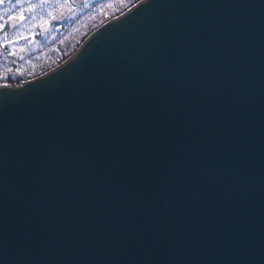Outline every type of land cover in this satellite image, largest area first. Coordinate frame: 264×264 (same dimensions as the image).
I'll list each match as a JSON object with an SVG mask.
<instances>
[{
	"label": "water",
	"instance_id": "water-1",
	"mask_svg": "<svg viewBox=\"0 0 264 264\" xmlns=\"http://www.w3.org/2000/svg\"><path fill=\"white\" fill-rule=\"evenodd\" d=\"M9 77L0 264H264V0H140Z\"/></svg>",
	"mask_w": 264,
	"mask_h": 264
},
{
	"label": "trees",
	"instance_id": "trees-1",
	"mask_svg": "<svg viewBox=\"0 0 264 264\" xmlns=\"http://www.w3.org/2000/svg\"><path fill=\"white\" fill-rule=\"evenodd\" d=\"M140 0H91L55 18L58 4L64 10L68 0H8L0 6V41L7 38L8 50L0 56V83L18 82L39 76L69 57L88 34L105 21ZM60 5V6H61ZM27 11L22 22L11 26L8 17ZM50 17V20H47ZM45 23L41 30L38 25ZM59 27V30H58ZM62 29V30H61ZM58 31V32H57ZM59 31L63 32L61 35Z\"/></svg>",
	"mask_w": 264,
	"mask_h": 264
},
{
	"label": "rangeland",
	"instance_id": "rangeland-1",
	"mask_svg": "<svg viewBox=\"0 0 264 264\" xmlns=\"http://www.w3.org/2000/svg\"><path fill=\"white\" fill-rule=\"evenodd\" d=\"M6 1H8V0H0V6L3 4V3H5ZM89 1H91V0H84L83 1V3H86V2H89ZM61 2H63V0H61ZM62 4V3H61ZM60 4V5H61ZM136 4V3H135ZM59 4H58V7L56 8V16L53 18V19H55V18H59V19H61V17H63V16H65V14H66V10L64 9V10H62V5L60 6ZM122 13V12H121ZM27 14V11L26 12H24L22 9L21 10H18V11H16V13H15V15L14 16H10L11 17V19H10V17H8V21H9V23H10V27L12 26H16V23H20V22H22V20L19 18L21 15H23V17L25 18L26 16H28V15H26ZM119 15V14H118ZM117 16V15H116ZM115 17V16H114ZM51 18L50 17H47V20H50ZM46 26V24L45 23H40L39 25H38V27L42 30L44 27ZM58 30H59V27H58ZM62 30V29H61ZM58 32V31H57ZM63 32H61V31H59V34L61 35Z\"/></svg>",
	"mask_w": 264,
	"mask_h": 264
},
{
	"label": "built area",
	"instance_id": "built-area-1",
	"mask_svg": "<svg viewBox=\"0 0 264 264\" xmlns=\"http://www.w3.org/2000/svg\"><path fill=\"white\" fill-rule=\"evenodd\" d=\"M9 40L7 38H4L2 41H0V56L8 50V44Z\"/></svg>",
	"mask_w": 264,
	"mask_h": 264
},
{
	"label": "snow or ice",
	"instance_id": "snow-or-ice-1",
	"mask_svg": "<svg viewBox=\"0 0 264 264\" xmlns=\"http://www.w3.org/2000/svg\"><path fill=\"white\" fill-rule=\"evenodd\" d=\"M19 18H20L21 20L24 19L23 15H21ZM10 19H11V17H10Z\"/></svg>",
	"mask_w": 264,
	"mask_h": 264
}]
</instances>
